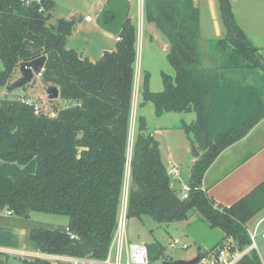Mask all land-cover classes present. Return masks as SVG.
I'll use <instances>...</instances> for the list:
<instances>
[{"label":"trees","instance_id":"16d2710c","mask_svg":"<svg viewBox=\"0 0 264 264\" xmlns=\"http://www.w3.org/2000/svg\"><path fill=\"white\" fill-rule=\"evenodd\" d=\"M220 1L228 35L218 44L225 50L227 63L263 69L258 49L235 23L228 0ZM45 6L48 13L54 4L49 0ZM0 8V60L4 64L0 88L13 83L22 62L47 56L42 80L48 87L59 88L61 100L71 101L56 116H49L36 114L33 102H23L27 98L0 99V218L4 212L24 219L33 212L66 216L72 234L80 241L88 240L95 250L92 256L103 259L129 181L128 218L146 214L159 224L187 222L194 211L211 229H221L224 241L233 243L234 250L244 251L252 245L248 223L264 210V182L226 208L216 206L202 182L221 153L264 118V101L259 94L257 114L240 125L229 117L228 107L220 133L212 131V119L221 113L220 97L238 102V87L224 83L217 70L202 67L200 9L195 0L144 2L146 20L169 42L167 58L175 77L163 73L164 90L154 93L150 74L145 73L140 106L153 104L157 117L197 114L195 124L182 126L201 152L192 167V190L186 200L172 188L159 143L148 133L144 117L138 119L128 164L138 39L132 19L128 18L117 36L121 41L116 49L105 51L93 62L66 47L75 22L60 20L50 28L46 12L25 7L20 0H0ZM66 229H31L29 240L43 254L81 256L69 250L78 240H72ZM208 255L203 252V257ZM24 264L54 263L34 258ZM238 264L263 262L252 250Z\"/></svg>","mask_w":264,"mask_h":264},{"label":"rangeland","instance_id":"374dc122","mask_svg":"<svg viewBox=\"0 0 264 264\" xmlns=\"http://www.w3.org/2000/svg\"><path fill=\"white\" fill-rule=\"evenodd\" d=\"M129 1L131 2L129 18L132 19L134 25L136 26L138 34L136 77L139 75L140 90L138 93L137 103L135 104L136 108H134V104L132 108L133 117L131 116L132 124L129 140V157L131 156V150L137 133L138 119L140 117L145 118L148 133L152 135L156 141L159 136L161 139L164 138V140H162L163 152L165 151V153H167L168 149L166 146H169V144H167L165 139L168 134H173L169 132L175 131L163 132L161 135L156 133L155 127L160 121H158L159 119L155 115V108L153 104L140 106V103L142 102L141 84L144 80L145 73L150 74V90L153 92H161L163 90V72L175 77V71L167 58V52L170 49V45L167 38L161 34V32L153 24L148 23L146 17L143 15L145 0H141V8L140 0ZM51 2H53L54 7L50 12L47 13L46 11L45 14L46 17L49 16L47 21L48 27H57L60 20L73 21L76 23L72 35H70L66 41V47L68 49H74L83 58H89L93 62L98 61L102 57L104 51L101 50L105 49L103 47L108 49L106 51H114L116 49L117 37L107 33L97 25V18L107 0H51ZM195 2L198 4L200 9L202 67L205 69L217 70L224 83H238L241 80H245V82L255 81L254 83L257 85H264V68L261 69V67H254V64H251L250 66L240 64L238 68H236L235 66H230L227 63L225 50H223L218 44L220 40L225 39L228 35L221 1L213 0L217 21L220 27L218 33L215 28L209 0H195ZM228 8L234 16L241 13L237 18L240 21H243L241 17L245 8L241 3H238V1L229 2L228 0ZM87 17H90L92 21H86ZM107 19H109V15ZM235 23L246 30V35L249 39L255 35H259L261 30L258 26V22H238L237 19H235ZM257 56L264 66V59H262L258 54ZM227 66L228 68H226ZM0 70H4V64L1 60ZM20 76L21 73L18 69L14 73L12 82L14 83L17 81ZM136 82L137 79L135 83ZM47 89V84L40 76H37L30 85L11 94L7 92L6 88H0V99L21 100L23 98H27V102H33L35 105L40 107L41 113L49 116H56V112L62 107L63 100L59 99L50 101L47 97ZM23 102H26L25 99H23ZM68 104L71 105V101H68ZM177 114L178 113H171V115L163 118H172L170 119V123H175L174 125H176L179 123L178 121L182 119L181 116L184 117L183 119H185L186 122L189 121L192 114L194 119L196 116L194 113H183L182 115ZM173 144H176L179 147H177V150L172 149V152L176 155L177 153L180 154L183 152L180 142H174ZM190 152L191 153H188L191 156H189V161H194L195 158L192 155V146ZM173 165L177 167L178 173L177 175L171 176V185L177 195L181 196L184 192V186H188L189 184L188 179L191 164H189V166H185L174 161L171 162L170 166L167 164V170L171 169ZM128 183L129 181L126 182L127 186H129ZM189 215L190 220L187 222H173L167 224H159L152 216L146 214L127 218L128 240L148 247L150 255L149 264H163V262L175 260H192L198 254V244L188 235L187 227L197 218L198 215L194 211L190 212ZM263 216L264 212L254 217L248 223V231L257 232L258 234L256 239L258 249L256 251L264 264V229L261 226L262 221H260L263 220ZM0 224L2 227L7 229H18V236L16 237L17 243H13L10 239L5 240L2 238L0 240V247H9L7 249L13 248L15 250H23L29 247V249L37 252L34 244L29 240L30 230L35 228L65 230L69 224V219L68 217L62 215H51L37 212L31 213L29 219H24L15 215L8 216L6 215V212H4L1 215ZM174 241H178L179 243L176 247L171 248V244ZM184 245H187L189 248L183 249ZM218 249L219 248H216L211 251L206 259L200 261L198 264L212 263L214 255L217 253ZM28 259L29 258L21 257L15 253L0 251V264H24V260Z\"/></svg>","mask_w":264,"mask_h":264},{"label":"crops","instance_id":"0c3cea01","mask_svg":"<svg viewBox=\"0 0 264 264\" xmlns=\"http://www.w3.org/2000/svg\"><path fill=\"white\" fill-rule=\"evenodd\" d=\"M236 1H238V3H241L245 8L241 17L243 21H240L237 18L241 13H238V15L235 16L233 15L234 18L236 17L235 19H237L238 22H258V26L261 30L259 32V35H255L254 37H251L250 38L251 40L247 37L246 30L241 28L240 26L239 27L243 30V32L245 33L247 39L251 42V44L258 49V53L260 57L264 59V0H233L232 2H236ZM103 48L105 49H102L101 51L105 52L106 50H108L106 49V47ZM254 82L253 81L245 82V80H241L238 83H231V85H235L236 87H238V92H237L238 102H236V100H232V97L227 98L225 101L223 100V96L220 97L218 110L221 111V113H219L214 119H212L213 132H217L218 134L220 133L228 107H230L229 117L231 116L235 117L234 120L238 123V125H240L243 122H249L252 120V118L255 117L252 115V113H255V115L257 114V110L259 108V94L264 101V85L263 84L257 85ZM154 93H158V92H154ZM66 105H68V101H62V106H66ZM254 109L255 111H253ZM191 113H194L196 115L195 119L192 114V116L189 118V121L186 122L185 119H183L184 117L181 116L182 119L178 121L179 123L176 125H174L175 123H170V119L172 118H163V117H167L168 115H171V113H166L163 116L158 117L159 119L158 121L160 122H158L155 127V132L158 133L159 135H161V133L163 132L175 131V132H169L173 134H168L165 139L167 144H169L170 146V147L166 146V148L168 149L167 153H165V151L163 152L162 140H164V138L161 139L159 136L157 142H159L161 158L166 168H167V164L168 166H170L171 162L174 161L176 163H180L185 166H189V164H191L188 182L190 181L191 178L192 167L194 163L197 161V159H195L194 161L193 160L189 161L190 154L188 153H191L190 152L191 143L194 142L193 139L194 137L192 134L191 135L186 134V132L182 129V126L183 124L191 125L197 122V114L195 112H190V114ZM182 114L183 113H178L177 115H182ZM176 117H180V116H176ZM174 142L181 143L183 149L182 153L180 154L177 153L176 155L174 152L171 151L172 149L177 150V147H179L178 145L173 144ZM200 156H201V152H200ZM172 168L177 169L175 165H173ZM263 182H264V118L261 119L257 123V125H255L249 131V133L245 137H243L238 142L231 145L224 152L221 153V155L218 157L215 163L206 172L203 178L202 188L206 192L207 196L210 199L214 200L216 206L226 208L233 206L235 203L246 197ZM263 212L264 210L261 213ZM260 221H262L261 226L264 229V216H263V220ZM17 236H18V229H7L2 227L0 224V240L2 238L5 240L10 239L13 243H17L16 242ZM7 248L9 247H0V251L15 253L24 258H27L25 255L36 256L38 253V251L34 252V250L29 249V247L23 250L22 249L15 250L13 248L11 249H7ZM38 254H42V253H38Z\"/></svg>","mask_w":264,"mask_h":264},{"label":"built area","instance_id":"2783aa9c","mask_svg":"<svg viewBox=\"0 0 264 264\" xmlns=\"http://www.w3.org/2000/svg\"><path fill=\"white\" fill-rule=\"evenodd\" d=\"M47 1L49 0H20V3L25 7H33V6L38 7L40 13H45L46 12L45 4ZM142 6H143V1H142ZM140 8H141V0H140ZM86 21L91 22L92 20L90 17H87ZM117 41L120 42L121 38L117 37ZM136 79L137 82L135 83V87H134V99H133L134 108H136L135 104L137 103L138 93L140 92L139 75L135 77V81ZM25 101H26L25 104L32 105V102H30L29 100H28L29 102H27V100ZM35 111L36 114L41 113L40 107L38 105H35ZM131 157H132V150H131V156L129 157V149H128V164L131 163ZM167 171L170 177L173 175H177L178 173L176 168H171ZM129 177H130V171L128 169L127 178L129 179ZM191 190L192 189L189 184L188 186H184V192L180 196L181 200L188 199ZM128 203H129V186L125 185L123 197L119 209V214H118L117 227L111 245L109 247L108 254L105 258L98 259L93 257L92 255L62 256V255H51V254H43V253L42 254L37 253L36 256H27V255L25 256L29 258L28 260H32L34 258L35 259L40 258V259L48 260L54 264H149L150 256H149L148 247L145 245L133 243L128 240L127 237ZM6 215L10 216L12 215V212H6ZM66 232L71 236L72 240H78V242H75L73 244L82 243V241H80V239L76 235L72 234L70 229L67 228ZM249 234L252 241V245L249 248H247L244 251L234 250L235 246L233 243L223 241L224 247L222 249L219 248L217 250V253L214 255V260L210 264H238V262L245 255L249 254L252 250H257L258 246L256 243V239L258 234L257 232H251V231H249ZM178 243H179L178 241H174L171 244V248L176 247ZM188 248L189 247L187 245L183 246V249H188ZM206 257H202L200 261H203L204 259H206Z\"/></svg>","mask_w":264,"mask_h":264},{"label":"water","instance_id":"95a60500","mask_svg":"<svg viewBox=\"0 0 264 264\" xmlns=\"http://www.w3.org/2000/svg\"><path fill=\"white\" fill-rule=\"evenodd\" d=\"M233 0H229L232 2ZM212 17L215 23V28L220 30L219 23L217 21L216 11L214 8L213 0H209ZM1 9V8H0ZM131 11V2L129 0H107L105 6L103 7L101 13L97 18V25L107 33L119 36L125 23L129 18ZM109 15L110 23L107 21ZM47 61V56H40L31 61H25L20 64L19 71L21 77L6 87L9 94L23 89L30 85L35 77L41 76L44 71V66ZM47 97L50 101L60 99V90L57 86H49L47 89ZM192 155L195 159L200 158V152L197 145L192 142ZM188 235L198 244V254L197 256L189 261L185 260H175L166 261L163 264H197L203 257V252H211L216 248L222 249L224 247L223 241L225 239V234L221 229H211L205 222L200 218H196L187 227ZM70 251L77 252L84 256H90L94 253V247L90 244L88 240H83L80 244H73L69 247Z\"/></svg>","mask_w":264,"mask_h":264}]
</instances>
